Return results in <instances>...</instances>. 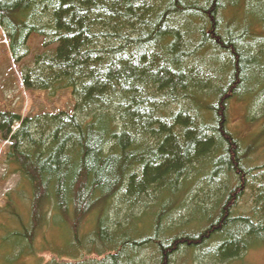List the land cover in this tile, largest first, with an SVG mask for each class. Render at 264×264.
Returning <instances> with one entry per match:
<instances>
[{"label":"trees","instance_id":"16d2710c","mask_svg":"<svg viewBox=\"0 0 264 264\" xmlns=\"http://www.w3.org/2000/svg\"><path fill=\"white\" fill-rule=\"evenodd\" d=\"M189 15L201 16L204 36L232 57L233 80L216 100L144 95L155 69L132 49L152 47L170 75H181L175 36L164 32ZM0 29L12 58L28 56L30 38L41 40L20 69L21 104L25 94L39 103L25 113L0 109V146L8 144L0 163L19 177L0 205V264H173L179 256L228 264L264 246V0H0ZM186 46L190 65L208 55L201 39ZM120 111L137 131L156 123L148 137L163 150L128 143L106 152ZM162 125L190 129L210 157L103 236L126 179L149 166L162 177L179 160L180 150L164 147ZM150 154L160 156L144 166Z\"/></svg>","mask_w":264,"mask_h":264},{"label":"rangeland","instance_id":"374dc122","mask_svg":"<svg viewBox=\"0 0 264 264\" xmlns=\"http://www.w3.org/2000/svg\"><path fill=\"white\" fill-rule=\"evenodd\" d=\"M205 27V20L198 15H189L185 18H172L166 25L164 33L175 36V41L170 48V51L175 55V63H181L184 68L183 73L178 76L170 75V71L156 56L152 47L146 46L142 49H132L133 57H139L141 54L146 55L149 59L152 70L153 68L155 69L152 77L149 80L142 82L144 95L158 94L181 97L183 96L184 91H193L216 100L219 95L225 91L227 85L234 78L232 75L233 60L227 52L218 49L204 36L203 29ZM4 38V34L0 29V109H9V107H11L15 112L20 110L21 113H25L26 105L38 104L39 101L31 102L29 98L27 99V95L25 94V100L27 99V101L24 100V104H21V98L24 97H22L23 94L21 91L20 69L24 65L27 67L32 64L33 55L41 49V40L39 38H30V40L25 43L27 46L29 42L28 56L23 59H18V57L13 59L8 52V46L3 43ZM191 39H201L209 47L207 57L203 60L196 61L192 65L188 64L184 57V52L187 47L186 45ZM47 99H49V97H47ZM120 112V114L117 113L116 116L114 115L117 133L114 136L112 143H110V147L105 149L106 152H108L109 149L112 150L118 146L124 147L128 143L142 144V146L147 148L148 145L149 147H156L152 149L158 150L156 153H160V151L163 150L161 149V145L148 137L150 129L155 126L156 123H142L141 131H137L132 126L133 121L126 115V113H123L122 111ZM236 121L237 117H235V119L233 117V122ZM162 126L168 134V141L165 142L164 147H167L168 150L170 149V152L177 151L178 153L180 150L179 160L171 163L175 165L173 168L171 167V169L167 170V173L162 177H160L161 175L159 173L152 170L156 166L153 168L149 166L147 172H145L146 167L144 170L139 169L137 171L138 174H132L128 177L121 192L116 196L110 214L111 222L107 226V229L102 233L103 236L110 237L119 227L126 226L130 215L140 212L146 205L153 202L155 194L158 192L157 189H160V187L165 186L166 184L174 186L176 182H179L181 178L185 176L190 179L194 178V167L198 161L210 157V152L205 150L207 148L200 150L199 147L196 146L197 144L192 142L190 129H179L169 125ZM172 143H174V147L170 146ZM189 143L194 145V149L192 146H188ZM7 146L8 144L3 143L0 146V149L2 147L6 148ZM177 147L178 150H176ZM159 156L160 154H157L152 157L150 154L147 158L140 159V161H142L141 163L144 164V166L147 164L150 165L152 161L154 162L157 160ZM1 157L2 153H0V158ZM263 161L264 158H260L259 162ZM5 167V165L0 163V205L3 202L2 198L4 195L15 189L19 182V177L10 174V172L8 173ZM156 179H161L158 188H155V190H149V186ZM23 189H26V187ZM193 195L197 196L198 193H194ZM188 205L191 209L192 204ZM243 205L244 200H239L238 206L242 209ZM257 249L259 250L256 251L255 248L249 250L243 256L242 260L237 263L232 261L228 264H264V246ZM195 254L199 257L200 254L204 253L203 251H200ZM138 260H141V264H146V261L142 260V258ZM182 261L183 260L179 256V258L174 259L173 264H190L188 262L180 263ZM193 264L199 263L198 261H195Z\"/></svg>","mask_w":264,"mask_h":264}]
</instances>
